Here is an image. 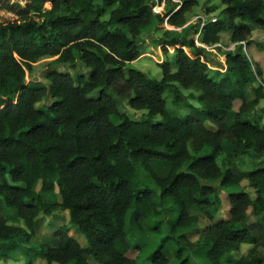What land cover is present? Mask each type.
Returning <instances> with one entry per match:
<instances>
[{
  "label": "trees",
  "instance_id": "obj_1",
  "mask_svg": "<svg viewBox=\"0 0 264 264\" xmlns=\"http://www.w3.org/2000/svg\"><path fill=\"white\" fill-rule=\"evenodd\" d=\"M163 2L171 6L154 13ZM220 2L225 19L201 25L198 18L186 25V13L198 0H0V197L24 224H9L0 210V252L5 246L16 249L21 238L29 240L40 214L60 209L68 211L86 246L61 226L57 245L39 250L46 264H91V258L99 264H136L127 256L126 213L139 205V226L171 200L177 215L168 221L169 234L150 253L149 264H167L163 249L174 237L180 245L177 264H191L182 251L200 244L211 264H264L259 251L264 248V162L250 171L236 165L247 152H264V124L247 118L264 99L263 71L243 47L253 44L256 27L264 29V0ZM153 19L181 28L166 31L160 40L166 60L158 80L131 66L139 56V37ZM224 31L235 45L223 52L226 71L219 77L205 46L220 43ZM50 56L59 64L78 59L89 68L87 76L74 80L67 72L51 71L48 85L25 83L31 62ZM252 83L257 86L248 99L246 85ZM179 87L200 92L197 100L210 123L168 112L163 91L169 89L177 104L183 100ZM95 89L97 96H90ZM108 91L145 110L148 119L120 113ZM46 96L51 104L36 108ZM235 101H240L237 110ZM229 112L234 116L227 122ZM154 115L161 119L151 122ZM226 143L232 145L228 152ZM154 162L165 163L167 173L158 175ZM227 188V216L215 220L220 189ZM195 206L213 222L193 242L188 235L198 220L190 214ZM241 244L251 245L247 253L228 258ZM141 247L133 246L134 251Z\"/></svg>",
  "mask_w": 264,
  "mask_h": 264
},
{
  "label": "rangeland",
  "instance_id": "obj_2",
  "mask_svg": "<svg viewBox=\"0 0 264 264\" xmlns=\"http://www.w3.org/2000/svg\"><path fill=\"white\" fill-rule=\"evenodd\" d=\"M16 1H18L20 4H24L26 0ZM208 4L211 6H208ZM208 4L206 2V6H208L207 8L211 9V12L208 14H213V16H208V14L204 13V11L207 9L202 7L203 2H201L200 4L193 6L186 13L187 22L189 21L187 25L197 22L198 18H205L207 21L211 20L212 18L225 19V16L222 13L223 5L221 4L220 0H211L210 2H208ZM170 6L171 3L163 2L160 5H156L153 8V12L161 15ZM239 21V19L236 20V22ZM168 30L180 31L181 28L172 27L166 22L159 24L155 19H153L152 24L145 30H143L139 37V56L131 63V66L142 71L150 78L157 80L160 79V65L166 60V55L161 51L160 48V40L165 37V33ZM220 36V43L211 46H205L207 60L210 68L212 69V73H214L215 71H219V77L226 71L223 52L228 49H234L235 45L231 44L229 41V32H221ZM193 37L195 39L196 45L201 46V44L197 40L198 35H193ZM251 40H253V44L249 48H247L245 44H243L244 51L247 52V54L251 58L255 59L260 64L264 77V29L261 27H256L251 33ZM258 45L260 47H258ZM184 50L185 52L190 53V49L185 48ZM172 51L173 47H168V52L172 53ZM31 65V70H26L25 74V83L30 84L42 83L44 85H48L49 81L47 79V75L51 71L67 72L72 76L74 80L78 75L87 76V73L89 71V68L83 66V64L78 59H76L72 63L59 64L56 62L55 57L53 56L36 59L35 61L31 62ZM172 70L174 71L175 68L173 67ZM255 86H257L256 83L246 85L248 99H253V87ZM179 90L183 95V100L178 102L177 104L173 102V95L169 89H165L163 91V97L168 112L171 115L179 117L189 114L200 119L205 124L210 123L203 113L202 105L197 100V96L200 92L191 88L185 89L182 87H179ZM98 92V89H95L91 91L89 95L95 97L97 96ZM108 93L112 94V96L115 98L116 106L120 113H124L132 120L140 121L143 119H148L145 110L133 109L128 105L126 99H118L110 91H108ZM51 102L52 99L49 96H46L39 102H37L35 106L38 109H46L49 104H51ZM239 105L240 101H235L233 108L237 110L239 108ZM225 115L227 116L226 121L230 122L233 119L234 113L229 112ZM247 118L252 121L257 120L264 124V99L259 102L254 111H251L247 114ZM160 119L161 117L159 115H154L149 118L151 122H155ZM112 120L114 121L113 118ZM231 149L232 145L226 143L225 150L228 152ZM223 158L224 154L217 158V162L220 165L222 164ZM260 161L264 162V152L262 154H257L256 152L250 151L239 156L236 161V165L240 171H250L254 169ZM152 166L154 171L160 176H163L167 173V165L165 163L154 162ZM145 183L149 184L148 180L145 179ZM241 186H243L245 190L249 191L253 195V189L249 188V186L247 185V180H242ZM39 187L40 183L38 182L35 186V190H39ZM230 189H220L221 206L215 216V220L227 216L229 208L227 192L230 191ZM55 192L57 193V189L55 190ZM159 209L161 210L160 215H158L159 213L157 215H152L150 218H148V220L141 222V225L139 226L137 223L140 220L139 205L132 206V208H130L126 213L125 229L127 231V241L130 245V249L127 251V256L129 258L135 259L136 264H149L148 257L150 253L158 246L161 239L168 236L169 234L167 225L168 221L175 218V216L177 215V209L171 200L163 202L162 206ZM0 210L1 215L9 224L24 227L23 221L17 218L15 212L4 206L1 197ZM190 214L195 215L198 218L196 227L192 228L190 230V234L188 235V239L194 242L199 237L201 229H203L208 224H211L213 221L208 219L205 214V210L202 207H192L190 209ZM61 226L68 227V234L74 237L81 246H86V239L84 235L75 226H72L69 223L68 211L60 209L54 210L50 215H45L42 213L36 218L33 228V235L29 240L21 238L19 242L17 241V248L13 250L9 249L8 246L3 247L1 251L2 253L0 252V264H25L28 258L34 259L33 264H46L45 260L39 256V250L43 247V245H57L58 237L55 235V232ZM177 241H179V239L177 237H174L169 238L165 243L163 251L168 259L167 264H177L179 261V258L177 257V251L180 245ZM140 243L143 244V247H141L139 251H134L133 246ZM250 247V244H241L238 250L232 251L227 257L237 259L241 256H244ZM205 251L206 247L202 246V244L191 250L183 249L182 258L188 259L191 264H211L205 257ZM259 251L264 255V248L260 247ZM90 262L91 264H99L92 258ZM52 264L58 263L53 262ZM221 264H228V262L224 260Z\"/></svg>",
  "mask_w": 264,
  "mask_h": 264
},
{
  "label": "crops",
  "instance_id": "obj_3",
  "mask_svg": "<svg viewBox=\"0 0 264 264\" xmlns=\"http://www.w3.org/2000/svg\"><path fill=\"white\" fill-rule=\"evenodd\" d=\"M175 1H177V0H172V3H173V2L175 3ZM210 1H211V0H198V4H200L201 2H203V3H204V2H207V4H208V2H210ZM208 6H211V5L208 4ZM208 6H206L205 8L208 9V8H207ZM201 9H202V7H201ZM200 13H201V11H200ZM204 13H205V12H204ZM196 16H197V15H196ZM208 16H213V14H211V15L208 14ZM186 19H187V18H186ZM188 23H189V21L186 23V25H187ZM253 98H254V97H253ZM251 99H252V98H251ZM19 241H20V240H19ZM19 241H18V242H19ZM55 246H56V245H55Z\"/></svg>",
  "mask_w": 264,
  "mask_h": 264
},
{
  "label": "built area",
  "instance_id": "obj_4",
  "mask_svg": "<svg viewBox=\"0 0 264 264\" xmlns=\"http://www.w3.org/2000/svg\"><path fill=\"white\" fill-rule=\"evenodd\" d=\"M215 18H212L211 21H215ZM205 22H207V20L205 18H201V25H203ZM196 43V42H195Z\"/></svg>",
  "mask_w": 264,
  "mask_h": 264
},
{
  "label": "water",
  "instance_id": "obj_5",
  "mask_svg": "<svg viewBox=\"0 0 264 264\" xmlns=\"http://www.w3.org/2000/svg\"><path fill=\"white\" fill-rule=\"evenodd\" d=\"M202 7H203V8H205V7H206V2H204V3H203Z\"/></svg>",
  "mask_w": 264,
  "mask_h": 264
}]
</instances>
